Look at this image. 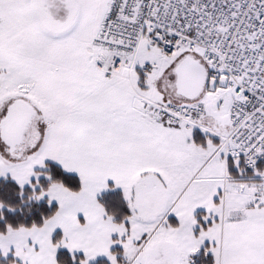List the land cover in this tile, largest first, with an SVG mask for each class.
Masks as SVG:
<instances>
[{
	"label": "snow or ice",
	"instance_id": "1",
	"mask_svg": "<svg viewBox=\"0 0 264 264\" xmlns=\"http://www.w3.org/2000/svg\"><path fill=\"white\" fill-rule=\"evenodd\" d=\"M0 264H264V0H0Z\"/></svg>",
	"mask_w": 264,
	"mask_h": 264
}]
</instances>
